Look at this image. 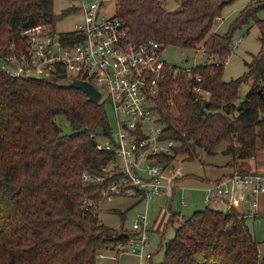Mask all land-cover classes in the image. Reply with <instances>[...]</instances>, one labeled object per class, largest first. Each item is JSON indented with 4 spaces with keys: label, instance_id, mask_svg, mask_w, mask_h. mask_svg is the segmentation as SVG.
Wrapping results in <instances>:
<instances>
[{
    "label": "trees",
    "instance_id": "1",
    "mask_svg": "<svg viewBox=\"0 0 264 264\" xmlns=\"http://www.w3.org/2000/svg\"><path fill=\"white\" fill-rule=\"evenodd\" d=\"M115 1L116 16L134 38L155 39L163 48L202 49L200 63L165 67L156 109L164 136L177 142L175 152L194 159L197 147L212 153L224 140L235 165L226 175L250 173L247 160L264 147V20L256 15L264 0L246 4L224 33L212 27L230 0H179L175 10H166L161 0ZM53 4L0 0V53L21 44L28 26L54 33L59 16L79 10L67 7L57 15ZM249 19L260 30L261 47L242 75L224 80L234 32ZM194 76L201 77L207 99L191 92ZM57 77H11L0 64V264H97L98 251L129 236V228L109 227L98 213L91 216L79 206L84 196L100 197L109 182H85L81 173L96 172L109 159L97 140L111 129L103 101L91 102ZM247 82V93L238 99L239 86ZM178 219L174 236L159 243L164 255L158 264H264L246 216L234 206L168 213L167 222Z\"/></svg>",
    "mask_w": 264,
    "mask_h": 264
},
{
    "label": "built area",
    "instance_id": "2",
    "mask_svg": "<svg viewBox=\"0 0 264 264\" xmlns=\"http://www.w3.org/2000/svg\"><path fill=\"white\" fill-rule=\"evenodd\" d=\"M79 12L74 28L68 31L50 33L39 25L25 28L21 32L22 43H11L0 53L1 67L17 78L60 80L57 74H61L62 79H81L92 84L100 99L108 102L114 114L115 138L110 130L108 135H102L104 141L97 140V148L108 152L109 159L98 171L81 174L85 182H109L100 197L81 199L79 206L84 211L95 216L99 202L115 195L147 205L159 194H173L181 172L165 170L170 166L166 158L175 154L177 142L164 136L156 109L166 81L165 67L171 66L162 58L164 48L155 39L134 38L121 18L103 11V1L88 5L82 2ZM194 79L191 92L200 100L207 99L209 92L200 85L201 77ZM173 101L170 98L168 104ZM204 186L203 202L221 201L226 209L238 201L248 202L246 214L252 216L256 198L264 193V174L236 172L210 180ZM179 203L188 204L184 197H180ZM150 230L151 221L145 209L134 218L127 239L104 246L97 258L117 260L121 254L131 253L137 258L136 264H150Z\"/></svg>",
    "mask_w": 264,
    "mask_h": 264
},
{
    "label": "rangeland",
    "instance_id": "3",
    "mask_svg": "<svg viewBox=\"0 0 264 264\" xmlns=\"http://www.w3.org/2000/svg\"><path fill=\"white\" fill-rule=\"evenodd\" d=\"M99 1H103V11L108 14L115 13V0H53V11L58 15V13L67 7L75 6L79 8L82 2L88 5L90 2ZM261 1L262 0H230L221 8L219 13L220 16L219 18H215L212 29L224 33L228 30L227 27L230 25V22L235 20L236 16L239 14L238 12L246 4H253ZM161 3L166 10H175L179 7V0H161ZM256 15L258 18L264 20V7H261ZM79 17L80 12L78 9L67 15L59 16L58 20L55 22L54 30L58 33L73 29ZM259 36L260 30L253 22V19H249L246 24L236 28L233 35L234 45L222 71L224 80L239 77L246 71V62L251 58V54H256L261 47ZM201 50L200 48L194 52L189 49H180L179 47L168 44L164 47L162 58L164 61L179 67H190L204 60L205 57ZM176 80V84L182 81L181 79ZM249 84L250 83L247 82L239 86L238 99L244 98ZM100 100L104 102V110L106 111L108 124L112 131L111 136L114 139L116 126L113 111H111L105 98ZM173 112H175V110H173ZM62 127L66 131H69L68 124L65 120L62 122ZM98 140L104 141L105 138L100 136ZM225 147L226 141L224 140L218 142L212 153H207L197 147V157L194 159H188L189 157H187L185 153L175 152L169 160L170 166L165 170L166 172H173L175 170L181 172V176L178 177L179 180L177 182L178 188L173 194H159L150 200L147 205L143 201L134 202L131 197L111 196L110 199H103L99 202L98 221L117 229L121 226L122 228H130L137 214L146 209L148 219L151 221V230L148 234L149 246L147 249L153 251L151 264H158L164 255L162 247L164 241L174 236L175 225L181 220L178 219L173 222H167L168 213L174 210L181 212L183 215H189L194 209H202L206 205L214 207L215 203L212 201L210 203L203 202L205 194V192H203L205 187L204 179L219 176L221 171L233 169L235 171V165L230 160L231 156L224 152ZM229 160L230 162L227 164ZM246 163L251 171L262 172V170H264L262 168L264 167V147H261L256 152L255 156L250 157ZM180 197L186 199L188 202L187 206H181L179 203ZM244 206L248 208L249 204L246 203V205L241 207L244 208ZM254 216H247L245 221L249 230L253 232L259 242L258 247L260 248V253L264 254V206H258L257 203V211ZM159 243L162 246H159ZM102 251L104 252V250ZM136 262V256L127 253L121 254L117 260L98 258L97 264H136Z\"/></svg>",
    "mask_w": 264,
    "mask_h": 264
},
{
    "label": "crops",
    "instance_id": "4",
    "mask_svg": "<svg viewBox=\"0 0 264 264\" xmlns=\"http://www.w3.org/2000/svg\"><path fill=\"white\" fill-rule=\"evenodd\" d=\"M231 160V159H230ZM230 160L227 162V164L230 162ZM247 167H248V164H247ZM263 169H264V167H262ZM249 169V168H248ZM234 170V169H233ZM233 170H225V171H221L220 173H219V176H216V177H214V178H205L204 180V185H206L210 180H214V179H218L219 177H221V176H223V175H226L227 173H230V172H232ZM254 171V170H253ZM259 173H261V174H264V170H262V172L260 171ZM256 200L258 201L257 203H258V206H264V193H262V194H259L258 195V197L256 198ZM246 203L247 204H249L248 202H244V201H238V202H236L235 204H234V208L235 209H237L240 213H242L244 216H246V218H247V216H250V215H247L246 213L249 211V208H250V205H249V207L248 208H245V206H244V208H242L241 206H243V205H246ZM188 205V204H187ZM186 205V206H187ZM211 207V206H210ZM213 208H215V209H222V210H224L225 208H226V205H225V203L224 202H219V203H215L214 204V207ZM242 208V209H241ZM256 211H257V207H256ZM256 211H255V213H256ZM255 213L252 215V216H254L255 215ZM255 217V216H254Z\"/></svg>",
    "mask_w": 264,
    "mask_h": 264
},
{
    "label": "water",
    "instance_id": "5",
    "mask_svg": "<svg viewBox=\"0 0 264 264\" xmlns=\"http://www.w3.org/2000/svg\"><path fill=\"white\" fill-rule=\"evenodd\" d=\"M65 81L67 85L79 88L88 97V99L91 102L99 101L101 97L99 91L87 81L76 79V78L75 79L69 78Z\"/></svg>",
    "mask_w": 264,
    "mask_h": 264
}]
</instances>
